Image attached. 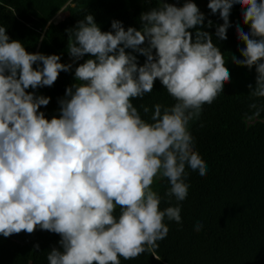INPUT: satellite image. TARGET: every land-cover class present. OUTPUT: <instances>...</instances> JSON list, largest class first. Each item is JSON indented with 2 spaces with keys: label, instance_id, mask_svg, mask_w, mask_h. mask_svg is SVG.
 <instances>
[{
  "label": "clouds",
  "instance_id": "clouds-1",
  "mask_svg": "<svg viewBox=\"0 0 264 264\" xmlns=\"http://www.w3.org/2000/svg\"><path fill=\"white\" fill-rule=\"evenodd\" d=\"M234 5L246 9L243 23H250V32L236 26L246 47L239 49L243 59L232 56V62L255 65L249 95L264 98V0H209L211 13L223 20L215 33L220 40L227 39ZM140 20V30L113 20V31L102 32L86 15L69 30V64L56 54L27 52L0 27V236L32 234L37 227L58 234L62 251L53 248L49 264H121L120 257L145 252L159 259L157 241L169 232L164 218L182 226L180 202L190 187L186 168L207 175L189 122L199 120L203 106L230 82L224 56L207 31L197 30L193 42L189 29L205 21L193 0L181 7L159 0ZM126 49L145 56L143 65ZM85 55L95 59L75 67L79 83L59 100L60 117L46 119L38 110L50 98L26 89L53 86ZM157 79L175 103L154 104L146 122L132 100L151 93ZM249 107L256 111L248 120L264 110L255 101ZM157 177L170 185L163 211V198L152 188ZM202 228L200 222L194 226L196 232Z\"/></svg>",
  "mask_w": 264,
  "mask_h": 264
},
{
  "label": "trees",
  "instance_id": "trees-1",
  "mask_svg": "<svg viewBox=\"0 0 264 264\" xmlns=\"http://www.w3.org/2000/svg\"><path fill=\"white\" fill-rule=\"evenodd\" d=\"M165 2L181 7L186 0ZM154 7H159V0H0V27L6 28L10 41H21L27 52L56 54L61 57V63L69 64V30H74L86 15H93L102 32L113 31V20L121 21L125 30L128 27L140 30L141 14ZM61 9L67 16L54 23L52 19ZM243 10L239 5L231 9L226 40H220L215 34L217 27L223 24L219 12L212 14L208 7L201 11L205 15L204 24L189 29L193 42L197 30L209 32L230 72V82L224 85L223 92L211 105L203 106L199 120L189 122L195 150L207 164L208 172L201 178L186 168L189 175L185 182L190 187L187 198L180 202L182 226L164 218L169 232L164 240L157 241L159 247L155 255L159 259L145 252L135 259L120 257L121 264H264V110L257 118H246L256 111L249 107L253 101L264 109V98L249 95L255 89V65L249 69L232 62V56L243 59L239 49L246 47L238 39L236 26L245 33L250 32V23H243ZM208 20L212 21L211 26ZM126 52L132 50L126 49ZM132 54L142 66L146 57ZM89 58L95 59L85 55L68 72H60L51 87L26 89L36 96L50 98L49 104L38 110L46 119L60 117L59 100L65 98L68 87L79 83L74 78L75 67ZM37 66L34 64L33 68ZM132 103L142 119L151 122L154 104L171 106L175 101L157 79L151 93L133 99ZM141 105L149 107L148 114ZM169 187L168 180L160 177L152 185L163 198L159 205L161 211L169 206L165 197ZM176 203L172 197L171 205ZM119 212L117 207L114 213L117 218ZM197 222L203 224L199 232L194 230ZM60 239L58 234L39 227L32 234L0 236V264H49V252L53 248L62 251ZM37 244L39 248L35 247Z\"/></svg>",
  "mask_w": 264,
  "mask_h": 264
},
{
  "label": "rangeland",
  "instance_id": "rangeland-1",
  "mask_svg": "<svg viewBox=\"0 0 264 264\" xmlns=\"http://www.w3.org/2000/svg\"><path fill=\"white\" fill-rule=\"evenodd\" d=\"M163 2H165V0H163ZM194 3L197 4L198 8L200 9V11H202L205 7H207V2L205 0H193ZM67 16V13L64 12H59L53 19L52 21L54 23L62 20L63 18H65ZM146 46V45H143ZM82 60V58L79 61H76V63L80 62ZM70 62H73V58L70 59ZM158 179V177L156 178Z\"/></svg>",
  "mask_w": 264,
  "mask_h": 264
}]
</instances>
